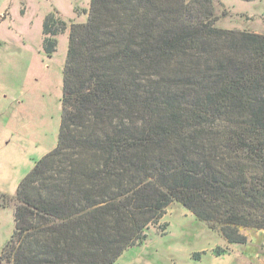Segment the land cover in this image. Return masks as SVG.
Returning a JSON list of instances; mask_svg holds the SVG:
<instances>
[{"label":"trees","instance_id":"1","mask_svg":"<svg viewBox=\"0 0 264 264\" xmlns=\"http://www.w3.org/2000/svg\"><path fill=\"white\" fill-rule=\"evenodd\" d=\"M212 2L91 0L69 26L57 144L0 264H114L172 203L229 245L264 231V35L216 28ZM67 29L46 17L48 56Z\"/></svg>","mask_w":264,"mask_h":264},{"label":"rangeland","instance_id":"2","mask_svg":"<svg viewBox=\"0 0 264 264\" xmlns=\"http://www.w3.org/2000/svg\"><path fill=\"white\" fill-rule=\"evenodd\" d=\"M91 0H0V254L13 229V198L21 180L56 144L71 24L86 22ZM214 26L264 35V0H213ZM50 14L68 29L55 52L43 47ZM242 229L245 245H229L178 203L170 204L140 246L114 264H255L264 235Z\"/></svg>","mask_w":264,"mask_h":264},{"label":"crops","instance_id":"3","mask_svg":"<svg viewBox=\"0 0 264 264\" xmlns=\"http://www.w3.org/2000/svg\"><path fill=\"white\" fill-rule=\"evenodd\" d=\"M260 233L262 236L264 235V231L261 230ZM255 264H264V242L261 243V252L256 255Z\"/></svg>","mask_w":264,"mask_h":264}]
</instances>
